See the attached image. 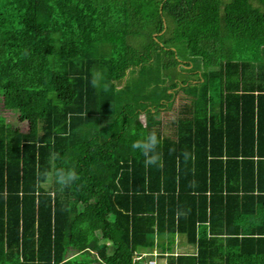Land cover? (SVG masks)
Instances as JSON below:
<instances>
[{"label":"trees","instance_id":"trees-1","mask_svg":"<svg viewBox=\"0 0 264 264\" xmlns=\"http://www.w3.org/2000/svg\"><path fill=\"white\" fill-rule=\"evenodd\" d=\"M96 44L111 87L157 63L164 91L115 110L91 83ZM0 101L16 114L0 111V264H144L155 245L174 264H264V0H0ZM153 130L162 166L146 167L132 143ZM59 168L79 179L43 182Z\"/></svg>","mask_w":264,"mask_h":264},{"label":"rangeland","instance_id":"rangeland-1","mask_svg":"<svg viewBox=\"0 0 264 264\" xmlns=\"http://www.w3.org/2000/svg\"><path fill=\"white\" fill-rule=\"evenodd\" d=\"M176 50L179 52L182 58H184L187 64V67H192L195 70L206 71L207 68L203 67L199 57H194L195 55H191L186 46L182 43L176 46ZM109 53L108 44H96L92 48L91 55L95 58V63L92 65L93 74H99L98 86L97 89L100 91L101 89L110 88L112 92V102L114 108L120 105V102L125 100H131L134 102H138L140 105H148L150 99H154L159 94L162 93L165 89V79L161 76V69L159 64L155 63L152 65H143L140 68H131L128 70L127 76L119 82H115L113 86H110V80L107 77V62H105V57H107ZM184 74V73H183ZM191 98L189 96H185L181 91L176 93L174 96V106L173 109L165 110L160 113V118L164 123L165 132H170L168 127H171L173 119H176L177 114V104L179 106L182 102H191ZM114 110V109H113ZM0 111L6 114V119L8 125H13L16 119V114L12 111L5 110L0 101ZM23 122H20L22 125ZM100 128V123H90L80 128L79 135H88L93 129ZM172 128V127H171ZM173 250L175 252L178 251H193L194 246L189 244L185 236L183 234H177L175 237V244L173 245ZM149 256V255H148ZM161 256H158V259L164 261Z\"/></svg>","mask_w":264,"mask_h":264},{"label":"clouds","instance_id":"clouds-1","mask_svg":"<svg viewBox=\"0 0 264 264\" xmlns=\"http://www.w3.org/2000/svg\"><path fill=\"white\" fill-rule=\"evenodd\" d=\"M99 74L94 73L92 77L93 87L98 86ZM160 139L155 130L148 133L142 139H138L132 143V148L138 149L145 157L144 164L146 167L151 165L162 166L160 154L157 153L156 149L160 144ZM43 182H53L60 185L61 188L67 187L71 182L79 179L78 174L74 169L65 170L64 168L54 169L53 171H45L41 173Z\"/></svg>","mask_w":264,"mask_h":264},{"label":"built area","instance_id":"built-area-1","mask_svg":"<svg viewBox=\"0 0 264 264\" xmlns=\"http://www.w3.org/2000/svg\"><path fill=\"white\" fill-rule=\"evenodd\" d=\"M162 250V246H158V245H155V246H152V247H148L147 251H142L140 253V255H134V258H142L144 256H148L146 259L144 258V264H174V263H171L169 261H167L165 259V257H162L163 259H165L164 261H161L158 259V254H160Z\"/></svg>","mask_w":264,"mask_h":264}]
</instances>
